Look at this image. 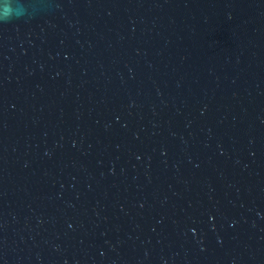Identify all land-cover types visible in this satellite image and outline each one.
<instances>
[{"label": "water", "instance_id": "obj_1", "mask_svg": "<svg viewBox=\"0 0 264 264\" xmlns=\"http://www.w3.org/2000/svg\"><path fill=\"white\" fill-rule=\"evenodd\" d=\"M19 2L0 264H264V0Z\"/></svg>", "mask_w": 264, "mask_h": 264}, {"label": "clouds", "instance_id": "obj_2", "mask_svg": "<svg viewBox=\"0 0 264 264\" xmlns=\"http://www.w3.org/2000/svg\"><path fill=\"white\" fill-rule=\"evenodd\" d=\"M27 11L25 4L19 0H6L3 7L0 8V19L8 21L12 18H19Z\"/></svg>", "mask_w": 264, "mask_h": 264}]
</instances>
